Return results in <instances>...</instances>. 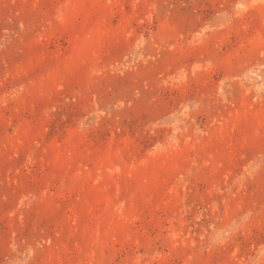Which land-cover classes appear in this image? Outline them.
Masks as SVG:
<instances>
[{"label": "rangeland", "instance_id": "374dc122", "mask_svg": "<svg viewBox=\"0 0 264 264\" xmlns=\"http://www.w3.org/2000/svg\"><path fill=\"white\" fill-rule=\"evenodd\" d=\"M0 264H264V0H0Z\"/></svg>", "mask_w": 264, "mask_h": 264}]
</instances>
